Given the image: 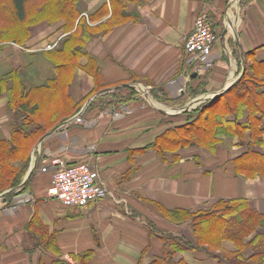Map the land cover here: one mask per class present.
Masks as SVG:
<instances>
[{"label":"crops","instance_id":"crops-1","mask_svg":"<svg viewBox=\"0 0 264 264\" xmlns=\"http://www.w3.org/2000/svg\"><path fill=\"white\" fill-rule=\"evenodd\" d=\"M76 8L70 27L41 22L23 45L0 44V146H14L15 126L29 119L47 130L21 184L0 193V264H81L75 257L87 252L90 264H218L201 248L171 245L194 242L193 227L167 211L246 199L264 214V175L238 161L251 130L246 144L224 133L213 148L177 144L170 131L188 123L191 110L164 103L215 99L244 75L264 83V0H78ZM203 13L218 40L195 63L185 45ZM60 37L57 49H44ZM13 94L27 96L35 113L11 106ZM81 112L83 124H66ZM260 129L252 158L264 155V118ZM49 156L93 165L107 198L82 208L49 196L51 174L41 170ZM223 246L236 250L229 240Z\"/></svg>","mask_w":264,"mask_h":264},{"label":"trees","instance_id":"trees-1","mask_svg":"<svg viewBox=\"0 0 264 264\" xmlns=\"http://www.w3.org/2000/svg\"><path fill=\"white\" fill-rule=\"evenodd\" d=\"M32 0H10L12 15L11 25L16 36L9 35L2 38L1 43H15L23 45L28 40L34 25L43 21L56 23L65 20L68 27L73 25L78 17V0H46L39 3V10L33 17H28L27 6ZM35 1V0H34ZM3 22L10 24L6 19ZM264 83L256 79L243 78L233 85L228 91L215 99L204 102L197 116L188 123L176 127L170 131L169 139L177 144H189L192 146H207L213 148L217 134L237 135L241 144H246L245 133L251 130L250 141L247 143L249 152L239 158V163L248 165L251 174L264 175L263 156L252 158V145L262 144L259 135L261 120L264 118ZM18 109L27 108V112L34 114L32 101L27 96L13 94L11 106ZM248 107V108H246ZM247 111V122L239 121ZM260 113L261 117H257ZM234 116V120L228 117ZM16 139L13 145L3 143L0 146V193L17 188L29 167L32 147L39 137L47 130L39 124L36 125L30 119L15 126ZM258 133V135H256ZM13 146V147H11ZM257 157V158H256ZM19 162V163H16ZM168 217L175 223H192L193 241L185 243L172 238L171 245L181 250H196L201 248L218 264H264V214L251 208L248 200H220L212 209L190 213L186 211H167ZM255 233V234H254ZM254 236L248 240L250 235ZM225 240L232 241L235 251L224 248ZM248 251L252 253L249 254ZM249 254V255H248ZM91 252L75 257L81 264H90ZM161 264H172L167 260Z\"/></svg>","mask_w":264,"mask_h":264},{"label":"built area","instance_id":"built-area-1","mask_svg":"<svg viewBox=\"0 0 264 264\" xmlns=\"http://www.w3.org/2000/svg\"><path fill=\"white\" fill-rule=\"evenodd\" d=\"M62 37L46 45L51 50L60 45ZM218 34L208 14L196 17L192 33L186 41V53L191 62L208 58L212 52ZM83 124V112L68 119L66 124ZM41 170L51 174L49 196L58 199L68 207L86 208L90 203L101 202L108 196V189L101 180L99 171L90 163H67L57 156L45 157ZM0 199H3L0 198Z\"/></svg>","mask_w":264,"mask_h":264},{"label":"rangeland","instance_id":"rangeland-1","mask_svg":"<svg viewBox=\"0 0 264 264\" xmlns=\"http://www.w3.org/2000/svg\"><path fill=\"white\" fill-rule=\"evenodd\" d=\"M45 1L46 0H35V1L32 0V1H30V4L27 6V10L29 11L28 12V17H31L33 19V17L37 14V11L39 10L38 9L39 8V3L45 4L44 3ZM6 19L9 21L10 24H6L5 22H3ZM13 21H14V18H13V15H12V6H11V3H10V0H0V37L4 38V37L8 36V34L12 35L11 32H13V34H14L13 36H16L14 31H13V29H12V27H11V25H13V24H11V23H13ZM43 22H46V21H43ZM25 42H27V40ZM46 45L44 46V49L46 51H53V50L58 48V47H55V48H53L51 50H49V49L47 50L45 48ZM142 90L140 89L138 91L145 99L148 100V98H147V96L145 94V91L144 90L142 91ZM148 90H150V89L148 88ZM192 97H193L192 95L191 96H186L185 98H181L180 97L179 100H177V101L173 102V101L169 100L168 102L165 101L164 104H166L168 106H174V108H169V109L179 110V109H182V107H184L187 104V102L189 101V99L192 98ZM193 100H195V99H193ZM200 108H201V105H197L195 108L191 109V111H190V113H191L190 119H193V118H195L197 116V112L201 110ZM0 202H1V199H0ZM254 234L250 235L248 237V240H250L254 236ZM248 253L251 254L252 252L248 251Z\"/></svg>","mask_w":264,"mask_h":264},{"label":"water","instance_id":"water-1","mask_svg":"<svg viewBox=\"0 0 264 264\" xmlns=\"http://www.w3.org/2000/svg\"><path fill=\"white\" fill-rule=\"evenodd\" d=\"M195 76V75H194ZM243 76V75H242ZM242 76L240 77V79L242 78ZM239 79V80H240ZM234 84H236V83H234ZM233 84V85H234ZM233 85H231V86H233ZM231 86H229L227 89H225L224 91H222V92H220V93H218V95L217 96H219V95H221V94H223V93H225L229 88H231ZM144 89V88H143ZM205 101H208V100H205V99H197L196 101H194V103H190V104H188V105H186L185 107H183L178 113H183V112H188V111H190L191 109H193V108H195V103L196 104H198V103H202V102H205ZM162 112H164L165 113V111H162ZM173 114H177V112L175 111ZM32 173H33V170H30L29 171V173H28V175H27V177L25 178V180H24V183H26L27 181H28V179L30 178V176L32 175ZM23 183V184H24ZM5 198V195L3 194V195H0V198Z\"/></svg>","mask_w":264,"mask_h":264}]
</instances>
